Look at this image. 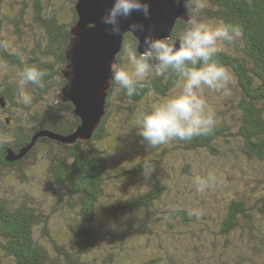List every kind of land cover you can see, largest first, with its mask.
I'll return each instance as SVG.
<instances>
[{"label": "trees", "instance_id": "trees-1", "mask_svg": "<svg viewBox=\"0 0 264 264\" xmlns=\"http://www.w3.org/2000/svg\"><path fill=\"white\" fill-rule=\"evenodd\" d=\"M77 2L0 0V176L38 155L41 145L47 149L37 162L46 167L51 192L50 202L35 203L25 193L17 204L0 193V264H264V175L243 168L247 162L264 169V0H207L199 13L189 4L190 20L203 13L242 29L214 57L230 70L234 94L228 105L222 99L218 109L212 107L218 118L212 134L158 150H146L139 136L112 139L111 101L136 106L146 95L165 97L178 79L166 74L151 77L132 96L113 82L90 140L66 145L41 137L24 157L9 162L7 151L18 154L37 132L68 135L80 124L73 104L58 98L67 83L62 71ZM187 26L178 20L170 39ZM126 43L137 51L132 35ZM26 65L47 72L43 87H20L18 72ZM22 91L32 101L21 105L20 118L14 110ZM51 96L56 104L37 110ZM145 160L156 165L149 184L141 175ZM210 173L217 184L198 192L196 177ZM57 231L67 241L60 242Z\"/></svg>", "mask_w": 264, "mask_h": 264}, {"label": "clouds", "instance_id": "clouds-1", "mask_svg": "<svg viewBox=\"0 0 264 264\" xmlns=\"http://www.w3.org/2000/svg\"><path fill=\"white\" fill-rule=\"evenodd\" d=\"M184 2L186 6L192 3L197 13L207 5V0ZM133 13L147 17L148 3L145 0H110L101 22L107 31L118 36L122 31L121 22L129 20ZM127 30L137 33L143 32L144 28L142 24L130 22ZM241 35L239 24L193 18L178 37V46L176 40L147 34L143 37L142 52L137 53L136 45H129L126 60L110 65L111 80L128 96L146 87L153 76L174 74L178 78L169 95L142 113L136 121L137 134L146 150L174 141L190 142L213 133L218 122L217 113L205 98L204 89L214 95L225 91L231 81V72L214 57ZM46 75L47 72L38 66L26 65L18 72L19 85L22 89L28 85L43 87ZM20 98L24 104L31 103L32 98L26 91L21 92ZM155 171L156 165L151 160L143 162L141 175L145 184L151 182ZM217 182L216 175L212 173L203 178L196 177L194 181L196 190L201 193L212 190ZM110 227L116 229L119 225L112 222Z\"/></svg>", "mask_w": 264, "mask_h": 264}, {"label": "water", "instance_id": "water-1", "mask_svg": "<svg viewBox=\"0 0 264 264\" xmlns=\"http://www.w3.org/2000/svg\"><path fill=\"white\" fill-rule=\"evenodd\" d=\"M149 5V15L133 13L129 20L121 22L120 35L114 36L106 30L101 17L110 0H78L76 3L77 22L72 26L65 57L67 65L62 71L67 81L59 92L62 102H71L80 124L68 135L50 131H39L31 142L18 154L7 151L6 160L16 161L24 157L41 137L73 145L79 140L88 141L106 113L109 89L112 86L110 65L118 63L124 47L125 36L130 34L137 41V52L143 51V37L151 34L158 38L170 39L178 20L190 21L189 4L184 0H145ZM130 22L143 25L144 31L133 33L127 30ZM178 46V38L175 39ZM0 105L4 107L3 100Z\"/></svg>", "mask_w": 264, "mask_h": 264}, {"label": "rangeland", "instance_id": "rangeland-1", "mask_svg": "<svg viewBox=\"0 0 264 264\" xmlns=\"http://www.w3.org/2000/svg\"><path fill=\"white\" fill-rule=\"evenodd\" d=\"M207 7H208V2H207V5L205 8H207ZM200 14L201 15L196 16V19L207 21V22H214V21L207 19L206 17H203L204 16L203 13H200ZM63 16H64L63 21L65 23H68L70 21V18L67 16V12H65V13L63 12ZM24 42L25 41L23 39L22 43L24 44ZM128 46H129V44L126 43V45L123 47V50H122V53H121L120 58L118 60V63L120 60L122 61V62L120 61V63H123L126 60V49ZM226 49H227V47H226ZM22 56H25V55L22 54ZM1 68L2 67H0V78H3L4 74H3V70ZM232 81L233 80L231 79V81L229 82L225 91L219 95H214L208 89H204L203 94H204L205 98L208 100V103L211 107L218 109L220 107V103L223 102V101H221L222 99L227 101V105H228V101L230 102V100H232V97H233V96H231V94L233 93L232 88L234 86V83ZM175 87H173L167 93V96ZM114 93H115V95H117L116 91ZM167 96H165V97L164 96L163 97L162 96H153V94L152 95L151 94L146 95L143 98V100L140 102V104H137L136 106L132 105V104H127L125 102L119 103L116 100L115 101L112 100L111 105H110V108H111V116L109 118L110 125H108V127L111 126V128H113V130H115V131L113 132L112 129H107V131L111 135L112 139H116V138L120 137V138H130V139H137L138 138L137 140H139L137 130L135 128L136 117L137 118L139 117L138 114L140 113V111L146 112V111L150 110V108L155 103L166 98ZM224 96H227V97L225 98ZM33 99H34V96H33ZM22 104H23V102L21 101V98H20V100L18 102L19 106H16L15 110H14V112L17 115H19L20 118H22V116H21L22 111H23V108L21 107ZM51 104H56V100L54 99L53 96H51L49 99L47 98V99H45V101H41L39 104H37V106H38L37 110L44 109ZM127 118H131V120H133V122H131V123L127 122ZM23 122L25 123L26 120L24 119ZM12 123H13V126H15V127L18 126V124H17L18 121H15ZM22 126L26 127V124H24ZM0 138H2V137L0 136ZM44 146H47V145H44ZM161 147H162V145L157 146L155 148L158 150V148H161ZM46 149H47V147H41V145H40L38 155L31 157V159L29 161L28 160L25 161L19 168L11 171L12 174H10L8 176H0V180H1L0 181L1 182L0 193L11 198L13 201L16 202L15 204L23 201V198L26 195L25 193H28L29 196L32 197V199L34 200L35 203L42 202V200H44V198L50 202L51 192L49 190L50 187H49V183H48V176L46 173V167L43 166L42 164H38V162H37V160L40 159L41 152H45ZM180 159H182V158H180ZM243 168L247 171H249L250 169H252V170L258 169L259 170L258 172H261L264 175V169L260 170L262 168L258 164L244 162ZM57 235L59 237H61V239H63L60 242L67 241L66 238H64V236H65L64 233L57 231Z\"/></svg>", "mask_w": 264, "mask_h": 264}]
</instances>
